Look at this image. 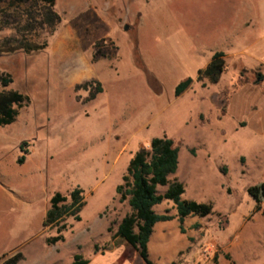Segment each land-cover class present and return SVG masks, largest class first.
Masks as SVG:
<instances>
[{"label": "rangeland", "instance_id": "obj_1", "mask_svg": "<svg viewBox=\"0 0 264 264\" xmlns=\"http://www.w3.org/2000/svg\"><path fill=\"white\" fill-rule=\"evenodd\" d=\"M45 7L0 1V73L12 79L0 92L27 97L0 126V184L17 204L0 206V264L16 253L19 264H71L75 254L144 264L114 236L130 211L116 187L134 154L164 135L179 145L169 179L183 184L182 199L212 211L180 224L172 201L154 206L172 219L155 224L150 260L264 264V202L257 210L247 193L264 182V0H55L54 24ZM216 51L225 59L219 80L196 81ZM186 77L194 81L176 97ZM92 81L101 92L84 87ZM75 188L79 220L43 226L51 197L67 205ZM57 234L63 240L46 242Z\"/></svg>", "mask_w": 264, "mask_h": 264}, {"label": "trees", "instance_id": "obj_2", "mask_svg": "<svg viewBox=\"0 0 264 264\" xmlns=\"http://www.w3.org/2000/svg\"><path fill=\"white\" fill-rule=\"evenodd\" d=\"M40 1L46 6L47 23L54 24L58 20V15L52 11L55 0ZM21 47L26 52H30L42 49L43 45L22 43ZM224 69V53L216 51L208 64L197 71L195 80L202 81L206 78L209 82L216 83ZM193 81L191 77L180 80L174 87V95L176 97L182 95L190 88ZM11 82L10 76L0 73L2 86L6 87ZM84 87L94 88L97 93L102 90L100 83L95 81L85 83ZM94 97L95 93H91L89 96L90 99ZM25 100L27 97L16 90L0 92V126L10 125L14 122L18 109ZM178 151L179 145L172 138L165 135L152 138L148 149H140L131 158L126 173L122 177V183L116 187L119 201H127L130 211L118 223L114 236L132 247L144 264H156L150 260L148 253V243L154 225L172 219L171 215L156 213L153 209L154 206L164 200L172 201L180 224L186 217H205L212 211L210 204L182 199L183 184L176 178L169 179V176L174 174L177 169ZM191 152L193 153V150ZM22 160L23 157H20L17 162L21 163ZM158 186H166L165 192L158 193L156 190ZM82 192L80 188L73 189L69 194L70 202L67 205L63 204L67 197L59 192L55 193L50 199V208L46 212L43 226L57 225L68 216L79 220L77 213L84 205ZM247 193L259 210L260 204L264 202V182L248 187ZM262 213L264 214V210ZM219 228H224V224L219 222ZM61 240H63L61 234L46 238L48 244H54ZM22 257L21 253H16L1 264H17ZM71 264H88V260L84 259L81 254H75Z\"/></svg>", "mask_w": 264, "mask_h": 264}, {"label": "crops", "instance_id": "obj_3", "mask_svg": "<svg viewBox=\"0 0 264 264\" xmlns=\"http://www.w3.org/2000/svg\"><path fill=\"white\" fill-rule=\"evenodd\" d=\"M3 203H4V205H9V207L13 208L14 210L16 209V206H17L16 198L12 197V193H10L7 186L0 184V206H3ZM9 216H12V215L10 214ZM9 219L11 220L12 217H10ZM0 235H1V229H0ZM13 252H14V249H11L10 253H13ZM12 255H14V254H10V256H12ZM22 259H23V257H22ZM22 259L20 260L21 262L23 261ZM19 262L17 264H19Z\"/></svg>", "mask_w": 264, "mask_h": 264}, {"label": "water", "instance_id": "obj_4", "mask_svg": "<svg viewBox=\"0 0 264 264\" xmlns=\"http://www.w3.org/2000/svg\"><path fill=\"white\" fill-rule=\"evenodd\" d=\"M126 29V27H124Z\"/></svg>", "mask_w": 264, "mask_h": 264}]
</instances>
